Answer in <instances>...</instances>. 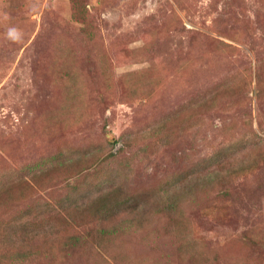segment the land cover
<instances>
[{
	"label": "rangeland",
	"instance_id": "rangeland-1",
	"mask_svg": "<svg viewBox=\"0 0 264 264\" xmlns=\"http://www.w3.org/2000/svg\"><path fill=\"white\" fill-rule=\"evenodd\" d=\"M260 80L264 0H0V264H264Z\"/></svg>",
	"mask_w": 264,
	"mask_h": 264
},
{
	"label": "trees",
	"instance_id": "trees-1",
	"mask_svg": "<svg viewBox=\"0 0 264 264\" xmlns=\"http://www.w3.org/2000/svg\"><path fill=\"white\" fill-rule=\"evenodd\" d=\"M78 0H75V2H77ZM187 64H188V62H187ZM182 65L184 66L183 68L184 69H186V67H187V65H185L184 63H182ZM189 67V66H188ZM78 79V78H77ZM238 80H236V81H233V82H231L230 84L232 85V84H234L235 82H237ZM80 83V82H79ZM79 83L77 82H75V86H74V89L71 91L72 92V95L74 94V91H78V93L80 94V95H82L81 94V91L79 90V87H78V85H79ZM158 83H160V81H157V82H154L152 85H155V84H157L158 85ZM229 84V85H230ZM151 85V86H152ZM218 85H219V83H218ZM218 85H216L215 86V88H217V86ZM239 86H241V87H244V84H239ZM140 88V87H139ZM150 88L151 87H147L146 89H145V93L147 92V93H150ZM215 88H213L211 91H207L206 93H205V98L204 99H202V103H204V104H207L208 103V101H209V98L211 97V95L213 94V92H214V90H215ZM258 88H259V93H264V83L262 82V80H260L259 81V83H258ZM71 95V96H72ZM195 108H197L196 107V104L195 105H192V109H193V111L195 110ZM185 120V119H184ZM181 122H184V121H181ZM113 142H116L115 140H113ZM109 157H111V156H108L107 158H109ZM126 201V200H125ZM128 201H131V198H128ZM126 204L128 203L127 201L125 202ZM102 231H104V232H107L106 230H103L102 229ZM13 238H9V237H4V240L6 241V242H8V243H10V244H15L16 243V236H15V234H13V236H12ZM81 238L80 237H75L74 236V240H75V243H77L79 240H80ZM27 249L28 248H26L24 251H16L15 252V254H14V257H16V258H18V259H20V260H25V259H27V257H25V256H30L31 254L29 253V251H27Z\"/></svg>",
	"mask_w": 264,
	"mask_h": 264
}]
</instances>
